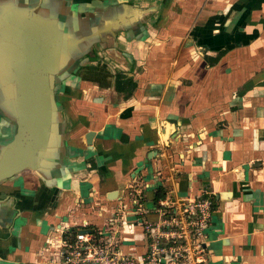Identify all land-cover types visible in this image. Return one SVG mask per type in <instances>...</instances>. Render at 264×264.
I'll return each instance as SVG.
<instances>
[{
    "label": "crops",
    "instance_id": "1",
    "mask_svg": "<svg viewBox=\"0 0 264 264\" xmlns=\"http://www.w3.org/2000/svg\"><path fill=\"white\" fill-rule=\"evenodd\" d=\"M7 78L20 114L55 110L15 149L0 111V264L44 263L131 183L155 220L159 174L211 194L210 264H264V0H0V100Z\"/></svg>",
    "mask_w": 264,
    "mask_h": 264
},
{
    "label": "built area",
    "instance_id": "2",
    "mask_svg": "<svg viewBox=\"0 0 264 264\" xmlns=\"http://www.w3.org/2000/svg\"><path fill=\"white\" fill-rule=\"evenodd\" d=\"M161 157L170 161L164 165L165 181L173 182L178 164L170 155ZM157 179L160 184L154 186L155 194L160 190V174ZM133 185L125 189L130 193L129 204L120 206L101 226L87 224L63 231L55 245L51 241L52 252L42 264H210L207 230L214 207L211 194L204 190L199 196L180 198L173 189H166L164 197L155 201L156 219L149 221L141 193H136ZM127 216L132 220L127 221ZM118 226L128 227V233L140 237L137 242L143 246L142 253L123 251V230Z\"/></svg>",
    "mask_w": 264,
    "mask_h": 264
},
{
    "label": "water",
    "instance_id": "3",
    "mask_svg": "<svg viewBox=\"0 0 264 264\" xmlns=\"http://www.w3.org/2000/svg\"><path fill=\"white\" fill-rule=\"evenodd\" d=\"M75 9L77 10L76 5H75ZM8 70H9L8 75L11 77V72H10L11 69L8 68ZM6 80L8 81V82H6V83H8V86L5 88H7V91L9 93H8V98L6 100H0V102H2V105H3V106H0V111L2 112L3 110H6V109L9 111L11 110L13 113L14 121L16 123L15 125L20 126L19 133L17 134V136L15 138H13V140L11 142H9V145H7V147L11 148V149L12 148L15 149V147L17 146V143L20 140L21 134H22L21 128L24 127V129H25L26 125H35V127L36 126L39 127L38 130L36 128L34 135L36 136L37 140L41 141L43 139V138H41L42 134H43L42 129H45V124H47L48 122L51 121L52 115L54 113V111H53V109L55 108L54 101L53 102L51 101L50 107L43 105L42 108L47 109L45 114L43 111H41V112L38 111V112H36V116H30V115H27L25 113H24V115H22V114H20V111H18V109L16 108L17 107L16 106V103H17L16 99L11 98V97H14L17 88L15 85L11 84L10 78H7ZM54 80H55V77H54ZM12 81H14V80L12 79ZM41 96H42V91H41ZM46 98H48V97H46ZM36 103L38 104V102H36ZM38 137H40V138H38ZM41 143H42V141H41ZM44 152H45V150H44ZM40 155H42V154L40 153Z\"/></svg>",
    "mask_w": 264,
    "mask_h": 264
},
{
    "label": "rangeland",
    "instance_id": "4",
    "mask_svg": "<svg viewBox=\"0 0 264 264\" xmlns=\"http://www.w3.org/2000/svg\"><path fill=\"white\" fill-rule=\"evenodd\" d=\"M145 207V209L147 208V206L145 205L144 206ZM104 217H107L106 215L104 216ZM149 221H153L154 220V218L153 219H151L150 217H146ZM108 220V219H107ZM97 222H95V225H98V226H101V225H103L104 224V221L102 220V219H100V220H96ZM128 234V233H127ZM130 236H132V238H134V240L132 241V240H127L126 242H124L123 244L124 245H126V246H129V245H131V244H133L134 242L136 243L137 241H139V239H140V237H137L136 235H128L127 237H130ZM124 238H126V237H124ZM123 238V239H124ZM138 243V242H137ZM126 248H130V247H126ZM123 249V251H128L127 249H125V248H122Z\"/></svg>",
    "mask_w": 264,
    "mask_h": 264
},
{
    "label": "trees",
    "instance_id": "5",
    "mask_svg": "<svg viewBox=\"0 0 264 264\" xmlns=\"http://www.w3.org/2000/svg\"><path fill=\"white\" fill-rule=\"evenodd\" d=\"M162 197H164V194L161 193V192L158 190V193H156V195H155V201H156L158 198H162Z\"/></svg>",
    "mask_w": 264,
    "mask_h": 264
},
{
    "label": "bare ground",
    "instance_id": "6",
    "mask_svg": "<svg viewBox=\"0 0 264 264\" xmlns=\"http://www.w3.org/2000/svg\"><path fill=\"white\" fill-rule=\"evenodd\" d=\"M89 137H91V135H89Z\"/></svg>",
    "mask_w": 264,
    "mask_h": 264
}]
</instances>
